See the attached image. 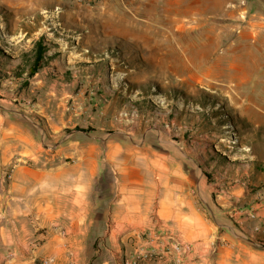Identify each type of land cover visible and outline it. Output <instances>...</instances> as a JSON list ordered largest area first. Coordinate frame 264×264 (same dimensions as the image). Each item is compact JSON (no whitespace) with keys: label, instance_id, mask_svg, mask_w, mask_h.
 <instances>
[{"label":"rangeland","instance_id":"374dc122","mask_svg":"<svg viewBox=\"0 0 264 264\" xmlns=\"http://www.w3.org/2000/svg\"><path fill=\"white\" fill-rule=\"evenodd\" d=\"M18 130L38 153L5 163ZM72 133L191 166V215L115 264H264V0H0L1 190L14 165L52 158ZM183 200L168 210L187 211ZM237 243L255 254L238 258Z\"/></svg>","mask_w":264,"mask_h":264},{"label":"crops","instance_id":"0c3cea01","mask_svg":"<svg viewBox=\"0 0 264 264\" xmlns=\"http://www.w3.org/2000/svg\"><path fill=\"white\" fill-rule=\"evenodd\" d=\"M79 134L72 133L46 161L14 165L6 191L0 186V264H39L45 258L51 264L129 261L133 250L154 249L157 231H174V216L184 220L191 215L189 163L146 143L137 146L145 152L138 158L123 154L129 150L126 144L94 133L79 142ZM7 141L5 163L16 154L38 153L39 144L25 130ZM66 150L76 158L68 160ZM95 152H103V157L97 160ZM197 182H203L199 175ZM186 197L187 211L168 210L167 198L183 202ZM96 240L103 247L99 253ZM248 245L236 244L238 258L241 252L255 254Z\"/></svg>","mask_w":264,"mask_h":264},{"label":"trees","instance_id":"16d2710c","mask_svg":"<svg viewBox=\"0 0 264 264\" xmlns=\"http://www.w3.org/2000/svg\"><path fill=\"white\" fill-rule=\"evenodd\" d=\"M45 52H46L45 43L43 42V39H39L36 42V52H35L34 63L30 68L31 74H34L35 72L38 71V69H40L43 59L45 58Z\"/></svg>","mask_w":264,"mask_h":264},{"label":"built area","instance_id":"2783aa9c","mask_svg":"<svg viewBox=\"0 0 264 264\" xmlns=\"http://www.w3.org/2000/svg\"><path fill=\"white\" fill-rule=\"evenodd\" d=\"M78 2L82 3L84 2L85 4H89L92 6H96L97 4L101 3L103 0H77ZM12 178L11 172H6V175L2 176V179H7L6 181H10ZM41 264H51V259L45 258L41 260Z\"/></svg>","mask_w":264,"mask_h":264}]
</instances>
